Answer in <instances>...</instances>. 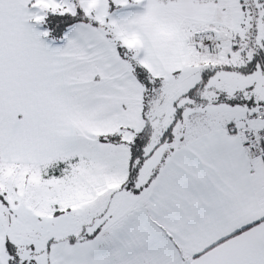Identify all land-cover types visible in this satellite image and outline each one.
Listing matches in <instances>:
<instances>
[{
    "label": "snow or ice",
    "instance_id": "snow-or-ice-1",
    "mask_svg": "<svg viewBox=\"0 0 264 264\" xmlns=\"http://www.w3.org/2000/svg\"><path fill=\"white\" fill-rule=\"evenodd\" d=\"M0 264H264V0H0Z\"/></svg>",
    "mask_w": 264,
    "mask_h": 264
}]
</instances>
